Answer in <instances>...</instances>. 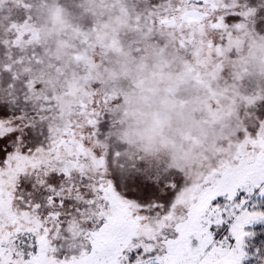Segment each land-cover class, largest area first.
<instances>
[{
	"label": "snow or ice",
	"instance_id": "snow-or-ice-1",
	"mask_svg": "<svg viewBox=\"0 0 264 264\" xmlns=\"http://www.w3.org/2000/svg\"><path fill=\"white\" fill-rule=\"evenodd\" d=\"M0 264H264V0H0Z\"/></svg>",
	"mask_w": 264,
	"mask_h": 264
}]
</instances>
